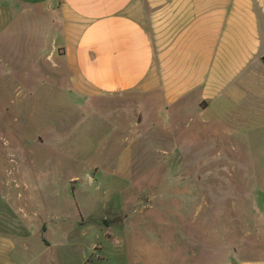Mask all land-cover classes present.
Listing matches in <instances>:
<instances>
[{
  "label": "rangeland",
  "instance_id": "obj_1",
  "mask_svg": "<svg viewBox=\"0 0 264 264\" xmlns=\"http://www.w3.org/2000/svg\"><path fill=\"white\" fill-rule=\"evenodd\" d=\"M2 74L0 175L20 172L29 191L32 172L39 186L43 179L56 182V193L20 191L19 200L22 205L31 196L40 213L42 198L56 204L46 212L55 264L264 259V194H249L242 203L235 192L239 185L255 188L257 173L264 172V132L247 131L245 148L238 144L242 132L214 128L200 110L180 114L177 123L166 119L164 108L149 113L142 101L132 103L136 95L18 91L30 83L12 85ZM16 141L25 155L10 157L6 151ZM62 224L70 235L65 227L57 230Z\"/></svg>",
  "mask_w": 264,
  "mask_h": 264
},
{
  "label": "crops",
  "instance_id": "obj_2",
  "mask_svg": "<svg viewBox=\"0 0 264 264\" xmlns=\"http://www.w3.org/2000/svg\"><path fill=\"white\" fill-rule=\"evenodd\" d=\"M263 57L264 0H0V69L12 85L30 83L18 91L132 94L144 111L164 108L177 123L180 114L200 110L214 128L242 132L238 144L245 148L247 131L264 132ZM22 144L6 152L23 155ZM19 173L0 175V264H55L46 212L56 204L42 198L40 213L31 196L19 200L20 191L56 193V182L39 186L32 172L29 191ZM263 182L258 172L255 188L239 185L235 192L244 203L249 194H264ZM64 227L70 235L64 224L57 230Z\"/></svg>",
  "mask_w": 264,
  "mask_h": 264
},
{
  "label": "water",
  "instance_id": "obj_3",
  "mask_svg": "<svg viewBox=\"0 0 264 264\" xmlns=\"http://www.w3.org/2000/svg\"><path fill=\"white\" fill-rule=\"evenodd\" d=\"M262 62L264 63V57L262 58Z\"/></svg>",
  "mask_w": 264,
  "mask_h": 264
}]
</instances>
